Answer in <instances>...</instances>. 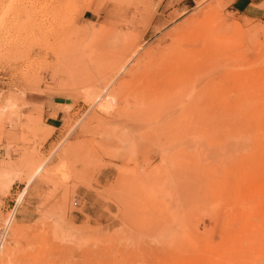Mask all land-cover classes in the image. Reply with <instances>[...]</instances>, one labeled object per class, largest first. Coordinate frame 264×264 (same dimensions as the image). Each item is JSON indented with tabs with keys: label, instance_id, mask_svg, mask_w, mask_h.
Instances as JSON below:
<instances>
[{
	"label": "rangeland",
	"instance_id": "obj_1",
	"mask_svg": "<svg viewBox=\"0 0 264 264\" xmlns=\"http://www.w3.org/2000/svg\"><path fill=\"white\" fill-rule=\"evenodd\" d=\"M0 264H264V22L0 0Z\"/></svg>",
	"mask_w": 264,
	"mask_h": 264
},
{
	"label": "crops",
	"instance_id": "obj_2",
	"mask_svg": "<svg viewBox=\"0 0 264 264\" xmlns=\"http://www.w3.org/2000/svg\"><path fill=\"white\" fill-rule=\"evenodd\" d=\"M228 8L240 16H244L247 19L254 21L264 22V0H226ZM61 103L56 102L54 105H60ZM60 109L53 110L54 115H48L46 118L47 126L52 129L59 127L62 124L64 117H59Z\"/></svg>",
	"mask_w": 264,
	"mask_h": 264
},
{
	"label": "built area",
	"instance_id": "obj_3",
	"mask_svg": "<svg viewBox=\"0 0 264 264\" xmlns=\"http://www.w3.org/2000/svg\"><path fill=\"white\" fill-rule=\"evenodd\" d=\"M75 205L78 206L79 205V202L78 200H75Z\"/></svg>",
	"mask_w": 264,
	"mask_h": 264
}]
</instances>
